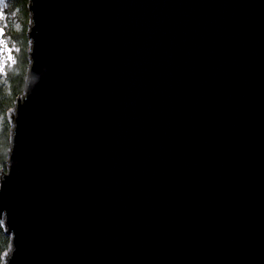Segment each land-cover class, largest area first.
<instances>
[{"label":"water","instance_id":"obj_1","mask_svg":"<svg viewBox=\"0 0 264 264\" xmlns=\"http://www.w3.org/2000/svg\"><path fill=\"white\" fill-rule=\"evenodd\" d=\"M27 9L3 264H264V0Z\"/></svg>","mask_w":264,"mask_h":264},{"label":"trees","instance_id":"obj_2","mask_svg":"<svg viewBox=\"0 0 264 264\" xmlns=\"http://www.w3.org/2000/svg\"><path fill=\"white\" fill-rule=\"evenodd\" d=\"M28 0H8L6 13L8 14V31L12 32L13 42L24 49L21 60L16 58L10 69L7 70L5 81L0 83V170H6L8 151L10 145L11 125L7 119V110L14 106L16 98L20 96L25 87V78L28 68L26 24L29 20L27 9ZM25 18L22 28L21 19ZM17 26V27H16ZM19 58V57H18ZM16 69L19 70L15 73ZM10 236L5 233L3 225L0 224V264H3L4 253L9 250Z\"/></svg>","mask_w":264,"mask_h":264},{"label":"rangeland","instance_id":"obj_3","mask_svg":"<svg viewBox=\"0 0 264 264\" xmlns=\"http://www.w3.org/2000/svg\"><path fill=\"white\" fill-rule=\"evenodd\" d=\"M8 6V0H0V27L4 28V32L2 35H0V83L5 81L7 70L11 68L13 63L16 61V58L18 60H21V55H24V49L20 47V52L16 54L15 53L19 50V46L15 42H13L12 35L9 32L8 27V14L6 13V8ZM21 25L22 28L24 27L25 18L23 17L21 19ZM28 22L26 24V27L28 29ZM17 27V26H16ZM26 37H27V30H26ZM28 50H29V40L27 38V56H28ZM11 57V59H9ZM19 57V58H18ZM19 70L16 69L15 73H18ZM16 102V101H15ZM15 104V103H14ZM14 106L9 108L7 110V119L12 126V116L10 112H13ZM6 253V252H5ZM4 253V254H5ZM4 257V256H3Z\"/></svg>","mask_w":264,"mask_h":264},{"label":"flooded vegetation","instance_id":"obj_4","mask_svg":"<svg viewBox=\"0 0 264 264\" xmlns=\"http://www.w3.org/2000/svg\"><path fill=\"white\" fill-rule=\"evenodd\" d=\"M0 28H2V27H0ZM2 30H3V32H4V28H2Z\"/></svg>","mask_w":264,"mask_h":264},{"label":"snow or ice","instance_id":"obj_5","mask_svg":"<svg viewBox=\"0 0 264 264\" xmlns=\"http://www.w3.org/2000/svg\"><path fill=\"white\" fill-rule=\"evenodd\" d=\"M9 59H11V57H9Z\"/></svg>","mask_w":264,"mask_h":264}]
</instances>
